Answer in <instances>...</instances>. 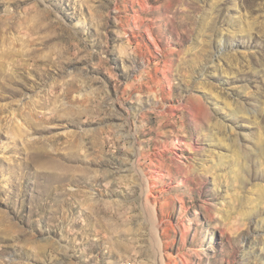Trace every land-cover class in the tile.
<instances>
[{
	"label": "rangeland",
	"instance_id": "obj_1",
	"mask_svg": "<svg viewBox=\"0 0 264 264\" xmlns=\"http://www.w3.org/2000/svg\"><path fill=\"white\" fill-rule=\"evenodd\" d=\"M0 264H264V0H0Z\"/></svg>",
	"mask_w": 264,
	"mask_h": 264
},
{
	"label": "bare ground",
	"instance_id": "obj_2",
	"mask_svg": "<svg viewBox=\"0 0 264 264\" xmlns=\"http://www.w3.org/2000/svg\"><path fill=\"white\" fill-rule=\"evenodd\" d=\"M157 51V50H156Z\"/></svg>",
	"mask_w": 264,
	"mask_h": 264
}]
</instances>
